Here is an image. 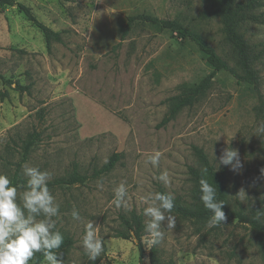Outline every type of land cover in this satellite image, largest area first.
<instances>
[{
    "label": "rangeland",
    "instance_id": "obj_1",
    "mask_svg": "<svg viewBox=\"0 0 264 264\" xmlns=\"http://www.w3.org/2000/svg\"><path fill=\"white\" fill-rule=\"evenodd\" d=\"M17 3L59 31L63 41L47 49L43 32ZM137 13L177 18L200 30L224 57L229 50L219 16L207 0H16L0 10L1 175L9 178L14 172L22 139L37 131L40 140L22 165L23 178L25 166L47 170L49 181L74 170L88 176L83 183L48 186L59 205L54 231L74 239L59 253L63 264H149L147 233L141 238L143 252L134 237L114 236L119 214L135 210L146 223L147 205L141 198L159 187L186 198L188 166L196 163L192 145L202 147L215 167L225 171L232 205L264 213V132L258 131L264 112L254 110L258 93L222 70L205 97L160 126L166 98L180 83L197 82L210 67L190 39L169 30L138 23L123 36L127 16ZM244 31L264 50V24L247 23ZM258 69L264 100V52ZM18 84L26 88L18 89ZM225 148L238 152L241 166L236 170L220 164ZM156 152L160 160L154 167L148 157ZM113 153L121 154L115 166L95 175ZM122 182L128 196L117 208L114 189ZM24 190L17 188L21 206ZM73 208L79 221L71 218ZM170 215L175 228L162 227L157 245L166 264H261L247 224L226 218L210 227ZM89 221L104 242L95 262L82 246Z\"/></svg>",
    "mask_w": 264,
    "mask_h": 264
},
{
    "label": "trees",
    "instance_id": "obj_2",
    "mask_svg": "<svg viewBox=\"0 0 264 264\" xmlns=\"http://www.w3.org/2000/svg\"><path fill=\"white\" fill-rule=\"evenodd\" d=\"M216 10L222 25L224 40L229 47L225 57L221 55L216 48L211 45L206 36L198 29L183 24L177 18H159L150 13H137L128 15L126 18L125 36L138 23L147 24L159 31L169 30L178 38L190 39L205 58L210 71L203 75L197 82L180 83L177 86V92L166 98L167 110L161 119L159 125H166L169 121L175 119L177 115L185 108L197 104L207 95L213 86L215 76L218 72L224 70L230 73L240 82L251 84L258 93L259 103L254 107L257 114L264 112V100L259 91V69L258 63L263 56V49L258 48L257 44L252 43L245 36V26L247 23L264 24V11H260L263 6L261 0H207ZM16 4V0H0V10L6 5ZM28 14L36 25L41 29L44 35L47 49H51L54 42H62L61 33L54 31L45 24L38 21L30 10L23 4L17 3ZM232 61V63L229 62ZM2 78V76L0 75ZM9 82V80L4 79ZM18 89H25L22 85H17ZM40 140V133L32 131L22 139L21 157L16 161L15 170L9 176L12 186H26L27 179L21 175L22 165L26 162L33 146ZM195 156V164L188 166L189 180L191 186L186 198L180 199L174 197V208L172 214L183 219L193 220L199 223L209 221L212 213L207 210L200 201V180L205 179L213 187H216V200L223 202L222 211L227 219H236L238 222L247 224L255 238L257 249L260 255L261 264H264V213L261 210L247 209L241 205H232L228 194L226 175L223 169L218 170L210 160L207 152L200 146L192 145ZM120 153H113L107 163H104L95 175L109 172L116 164ZM8 163V161H7ZM9 164V163H8ZM1 175V173H0ZM88 179L86 174H81L77 170L68 173L66 176L58 177L48 181V186L61 184L83 183ZM158 192L168 193L165 189L159 187ZM146 233L145 222L140 213L131 210L128 213L119 214V226L114 231V236L124 239L134 237L139 244L141 252V238ZM64 237L60 249L56 250L62 253L74 244V239L70 235L62 234ZM149 264H166L160 255L158 246L149 248ZM42 253H35L29 264H39L43 260Z\"/></svg>",
    "mask_w": 264,
    "mask_h": 264
},
{
    "label": "clouds",
    "instance_id": "obj_3",
    "mask_svg": "<svg viewBox=\"0 0 264 264\" xmlns=\"http://www.w3.org/2000/svg\"><path fill=\"white\" fill-rule=\"evenodd\" d=\"M258 131L264 132V124L258 127ZM159 160V152L148 157V162L154 167L159 164ZM107 162L105 159L104 163ZM219 162L224 166L232 165V170L241 166L238 152L232 148L223 150ZM23 174L27 183L21 196L22 206L17 203V187L12 186L7 176L0 175V264H29L35 253H42L46 264H63L61 255L56 251L63 244L64 237L59 231H54L56 222L53 218L59 213V205L48 188L51 173L38 167L25 166ZM160 179L167 183L165 174ZM199 183V199L212 213L209 226L222 224L226 220L222 211L224 203L216 200V187L205 179H201ZM98 187L102 189L103 185L98 184ZM127 196L126 184L122 182L114 189L112 203L120 208L125 205ZM141 199L147 205L143 215L148 218L145 223V231L150 236L148 243L156 246L163 238L162 227L175 228V219L170 215L175 198L170 193L150 192ZM70 215L74 221L81 219L75 208ZM37 217L43 218L38 220ZM82 246L91 262H95L104 251V242L98 237L96 227L91 221L85 226Z\"/></svg>",
    "mask_w": 264,
    "mask_h": 264
}]
</instances>
